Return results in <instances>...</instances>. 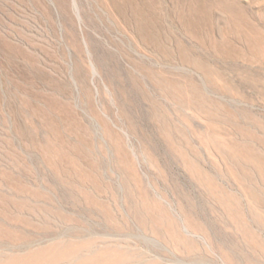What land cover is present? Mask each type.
<instances>
[{"label": "rangeland", "instance_id": "rangeland-1", "mask_svg": "<svg viewBox=\"0 0 264 264\" xmlns=\"http://www.w3.org/2000/svg\"><path fill=\"white\" fill-rule=\"evenodd\" d=\"M87 239L264 264V0H0V258Z\"/></svg>", "mask_w": 264, "mask_h": 264}, {"label": "bare ground", "instance_id": "bare-ground-1", "mask_svg": "<svg viewBox=\"0 0 264 264\" xmlns=\"http://www.w3.org/2000/svg\"><path fill=\"white\" fill-rule=\"evenodd\" d=\"M93 243V239L62 241L26 254L0 258V264H135L132 255L116 244L95 247Z\"/></svg>", "mask_w": 264, "mask_h": 264}]
</instances>
